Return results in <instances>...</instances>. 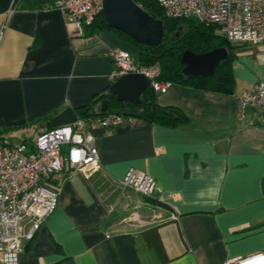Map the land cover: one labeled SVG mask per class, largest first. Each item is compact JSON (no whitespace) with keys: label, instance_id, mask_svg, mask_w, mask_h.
<instances>
[{"label":"crops","instance_id":"1","mask_svg":"<svg viewBox=\"0 0 264 264\" xmlns=\"http://www.w3.org/2000/svg\"><path fill=\"white\" fill-rule=\"evenodd\" d=\"M40 3L0 0L4 142L12 131L32 141L64 108L78 117L76 109L110 84L109 52L135 53L107 29L72 34L53 0ZM242 43L229 62L231 94L172 84L156 95L159 105L178 107L184 123L123 114L120 124L96 130L98 166L53 176L56 206L17 264H223L264 256V126L255 110L239 113L236 102L239 92L264 83V41ZM129 167L153 178L150 197L164 204L135 194L149 216L137 224L113 206ZM112 212L118 215L108 221Z\"/></svg>","mask_w":264,"mask_h":264},{"label":"built area","instance_id":"2","mask_svg":"<svg viewBox=\"0 0 264 264\" xmlns=\"http://www.w3.org/2000/svg\"><path fill=\"white\" fill-rule=\"evenodd\" d=\"M165 18H190L211 27L233 44L264 41V0H151ZM102 0H53L72 34L101 11ZM139 7L140 5L136 3ZM114 67L110 82L127 73L149 79L156 94L171 85L158 80L157 64L142 66L127 50L109 52ZM239 113L255 110L264 126V83L258 81L236 96ZM123 114L109 112L93 117H76L72 122L42 131L32 141L16 145L0 144V264H17L23 245L32 239L41 222L54 210L58 185L53 176L98 166L94 143L96 130L110 129L122 122ZM119 185L140 196H151L153 178L129 167ZM223 264H264L261 253L226 260Z\"/></svg>","mask_w":264,"mask_h":264},{"label":"trees","instance_id":"3","mask_svg":"<svg viewBox=\"0 0 264 264\" xmlns=\"http://www.w3.org/2000/svg\"><path fill=\"white\" fill-rule=\"evenodd\" d=\"M40 1L41 0H34L38 5ZM133 1L138 3L140 8L149 16L161 20L163 33L159 45L147 46L135 42L124 33L109 27L101 11L92 19L89 25L84 27V29H107L116 34L134 48L135 53L132 57L137 64L142 66H149L152 64L158 65V80L168 81L171 85L174 84L191 89H200L220 94L232 93L233 80L229 71V62L233 58L234 49L244 43H230L225 38L216 34L211 27L205 26L194 19L165 18L159 6L151 0ZM217 47H223L226 50V57L216 64L214 72L211 75L186 76L182 74V65L179 62L182 51L204 52ZM156 95L157 94L153 92L151 87H148L139 96V101L134 104L128 101H117L113 94L105 90L99 94H95L91 103L78 107L76 113L78 117H93L109 112H116L162 126H173L184 123L187 120L184 113L178 107L159 105L156 101ZM102 100H105L107 106L104 111L100 109L99 105ZM94 104H96V107H93ZM50 128H52V126L48 125V128L44 131ZM5 130L6 129L0 130V134ZM25 141L27 140H22L21 142ZM0 144H6L1 136ZM54 182L58 185L57 181L54 180ZM141 197L143 201L149 205L164 207V204L150 196ZM116 215H118L117 212L110 213L107 220H112ZM26 247H28V243L24 246V248Z\"/></svg>","mask_w":264,"mask_h":264},{"label":"water","instance_id":"4","mask_svg":"<svg viewBox=\"0 0 264 264\" xmlns=\"http://www.w3.org/2000/svg\"><path fill=\"white\" fill-rule=\"evenodd\" d=\"M101 13L106 24L135 42L156 46L161 43V20L154 19L142 10L133 0H102ZM226 57L223 47L212 48L204 52L182 51L179 62L183 75L209 76L216 64ZM149 87V79L140 73H127L119 76L108 85L107 92L114 95L117 101L137 103L139 96ZM105 100L100 101V109L106 110ZM76 115L67 107L49 119L54 127L72 122Z\"/></svg>","mask_w":264,"mask_h":264},{"label":"rangeland","instance_id":"5","mask_svg":"<svg viewBox=\"0 0 264 264\" xmlns=\"http://www.w3.org/2000/svg\"><path fill=\"white\" fill-rule=\"evenodd\" d=\"M160 96V94L158 95ZM19 131H12L5 135V143L8 145H16L20 142ZM118 201L113 203L114 208L126 212L125 218L131 224H137L141 219H148V215H143L144 205L142 201L135 195L132 190L118 185L115 188ZM105 193V192H104Z\"/></svg>","mask_w":264,"mask_h":264}]
</instances>
